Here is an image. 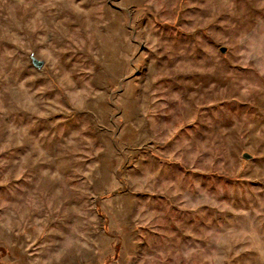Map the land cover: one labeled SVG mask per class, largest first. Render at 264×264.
I'll return each mask as SVG.
<instances>
[{"label":"rangeland","instance_id":"rangeland-1","mask_svg":"<svg viewBox=\"0 0 264 264\" xmlns=\"http://www.w3.org/2000/svg\"><path fill=\"white\" fill-rule=\"evenodd\" d=\"M0 264H264V0H0Z\"/></svg>","mask_w":264,"mask_h":264},{"label":"water","instance_id":"water-1","mask_svg":"<svg viewBox=\"0 0 264 264\" xmlns=\"http://www.w3.org/2000/svg\"><path fill=\"white\" fill-rule=\"evenodd\" d=\"M221 51L224 52L223 49H221ZM32 64H33V66H34L35 68H40V67L42 66V62H40V61H36V60H32ZM242 156H243V158H244L245 160H249V159L251 158L250 155H248V154H246V153H244Z\"/></svg>","mask_w":264,"mask_h":264}]
</instances>
